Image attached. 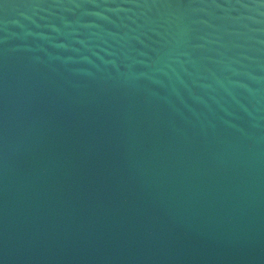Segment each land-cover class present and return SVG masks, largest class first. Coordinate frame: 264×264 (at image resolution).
<instances>
[{
	"label": "water",
	"instance_id": "obj_1",
	"mask_svg": "<svg viewBox=\"0 0 264 264\" xmlns=\"http://www.w3.org/2000/svg\"><path fill=\"white\" fill-rule=\"evenodd\" d=\"M0 264H264V0H0Z\"/></svg>",
	"mask_w": 264,
	"mask_h": 264
}]
</instances>
